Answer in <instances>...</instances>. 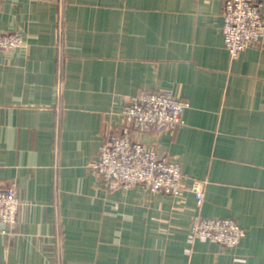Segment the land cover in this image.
Here are the masks:
<instances>
[{"label": "crops", "instance_id": "0c3cea01", "mask_svg": "<svg viewBox=\"0 0 264 264\" xmlns=\"http://www.w3.org/2000/svg\"><path fill=\"white\" fill-rule=\"evenodd\" d=\"M264 21V0H256ZM223 0H0V184L17 224L0 264H264V40L232 60ZM187 102L173 132H131L203 183L200 205L93 173L141 93ZM231 219L233 248L187 237L194 217Z\"/></svg>", "mask_w": 264, "mask_h": 264}, {"label": "built area", "instance_id": "2783aa9c", "mask_svg": "<svg viewBox=\"0 0 264 264\" xmlns=\"http://www.w3.org/2000/svg\"><path fill=\"white\" fill-rule=\"evenodd\" d=\"M224 45L232 60L248 48L259 47L264 40V21L256 0H223ZM18 34H0V49L23 47ZM189 104L172 91L141 93L128 100L121 111L125 125L122 133H111L100 147L93 173L113 189L142 186L151 193L179 197L191 192L197 204L203 201V183L188 178L180 164L161 157L152 149L136 143L131 132H173L184 124L183 114ZM21 201L15 183L0 184V226L2 233L17 224ZM244 230L231 219L194 217L188 243L209 240L223 247H236Z\"/></svg>", "mask_w": 264, "mask_h": 264}]
</instances>
